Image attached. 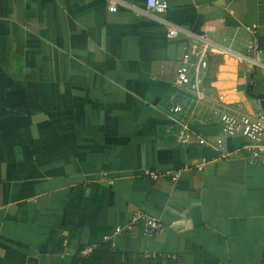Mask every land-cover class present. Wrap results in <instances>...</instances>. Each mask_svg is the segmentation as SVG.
<instances>
[{
	"label": "crops",
	"instance_id": "1",
	"mask_svg": "<svg viewBox=\"0 0 264 264\" xmlns=\"http://www.w3.org/2000/svg\"><path fill=\"white\" fill-rule=\"evenodd\" d=\"M144 2L0 0V264H80L78 249L104 244L103 264H264V163L241 159L239 138L220 157L209 105L183 102L207 146L177 142L168 112L203 40L207 97L264 114V0H168L176 18L196 12L174 40L131 10ZM140 216L163 233L146 237Z\"/></svg>",
	"mask_w": 264,
	"mask_h": 264
},
{
	"label": "built area",
	"instance_id": "2",
	"mask_svg": "<svg viewBox=\"0 0 264 264\" xmlns=\"http://www.w3.org/2000/svg\"><path fill=\"white\" fill-rule=\"evenodd\" d=\"M131 10L137 15L150 14L157 17L166 27V35L170 40L178 38L185 33V29L162 18L169 9L168 0H145L143 9ZM110 12H115L116 7H110ZM210 55V49L203 40H196L189 45L188 50L182 55L181 62L175 70L173 79V92L170 94V103L168 112L177 117L179 131L176 135V141L181 145L207 146L209 142L201 135L192 132L188 120L185 121L184 100L192 97L194 105L207 104L209 107H217L213 114L216 117L220 132L213 146L218 150L220 157L224 158L225 141L227 139L239 138L242 140V146L238 151L239 156L248 165H257L264 163V114L252 116L247 114L235 113L227 107L220 104L218 99L208 98L203 87V75L207 68V61ZM258 66L257 63H253ZM221 100V99H219ZM216 104L218 106H216ZM202 159L198 163L191 165V168L201 170L206 164ZM144 175L152 181L161 177L154 171L146 170ZM178 173L169 175L172 182L178 179ZM133 223H140L146 237H155L164 231V227L157 220L145 216L133 219ZM90 252L87 249L82 252L86 255Z\"/></svg>",
	"mask_w": 264,
	"mask_h": 264
},
{
	"label": "trees",
	"instance_id": "3",
	"mask_svg": "<svg viewBox=\"0 0 264 264\" xmlns=\"http://www.w3.org/2000/svg\"><path fill=\"white\" fill-rule=\"evenodd\" d=\"M169 22L174 23L183 29L190 30L196 19V12L193 8L185 9L181 12L178 18L174 17L171 12L167 13V18ZM264 39H257V49L264 50ZM246 94L250 98H254L251 95L250 86L247 88ZM191 130H194V127H191ZM88 247L80 248L76 251V257L80 264H103L105 261L112 260L114 258V254L111 253L109 245L104 244L100 247H92L93 249L88 255H82V252ZM104 259V261H103Z\"/></svg>",
	"mask_w": 264,
	"mask_h": 264
},
{
	"label": "rangeland",
	"instance_id": "4",
	"mask_svg": "<svg viewBox=\"0 0 264 264\" xmlns=\"http://www.w3.org/2000/svg\"><path fill=\"white\" fill-rule=\"evenodd\" d=\"M206 94H207V96L209 95L207 92H206ZM211 96H212V95H211ZM214 98H215V97H214ZM216 99H218V101H217V102H219V103H220V104H222V105H223V104H225V105L227 106V108H228V105H227V103H225V102H224V101H222V100H219V98H218V97H217ZM223 102H224V103H223ZM225 105H224V106H225ZM216 106H218V105L216 104ZM226 106H225V107H226ZM211 110H213V113H214L215 111H217V107H216V109H215V105H214V107H213V108L211 107ZM235 113H236V111H235Z\"/></svg>",
	"mask_w": 264,
	"mask_h": 264
}]
</instances>
